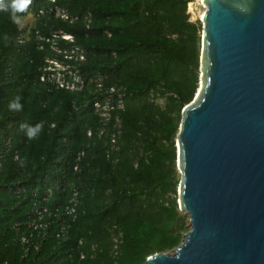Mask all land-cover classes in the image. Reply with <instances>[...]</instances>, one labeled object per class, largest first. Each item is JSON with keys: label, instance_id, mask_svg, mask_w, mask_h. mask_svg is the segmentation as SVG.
I'll use <instances>...</instances> for the list:
<instances>
[{"label": "trees", "instance_id": "16d2710c", "mask_svg": "<svg viewBox=\"0 0 264 264\" xmlns=\"http://www.w3.org/2000/svg\"><path fill=\"white\" fill-rule=\"evenodd\" d=\"M186 1L32 0L19 17L56 5L72 19L46 13L27 28L0 11V264H143L147 255L179 244L188 227L175 202L174 137L180 110L197 88L200 31L199 22L188 20ZM35 30L70 34L72 42H56L84 50L81 78L99 74L105 88H120L115 150L110 128L98 135L92 101L99 92L39 82L44 57L61 56ZM17 95L23 110L12 112L8 103ZM116 99L113 93L110 103ZM21 122H43V132L29 141ZM11 183L23 194L12 193ZM33 188L37 197L50 190L48 208L72 188L78 202L66 238L50 232L37 251L22 256L11 224L24 222ZM113 233L120 234L114 247Z\"/></svg>", "mask_w": 264, "mask_h": 264}, {"label": "water", "instance_id": "95a60500", "mask_svg": "<svg viewBox=\"0 0 264 264\" xmlns=\"http://www.w3.org/2000/svg\"><path fill=\"white\" fill-rule=\"evenodd\" d=\"M197 88L174 137L188 229L143 264H264V0H202Z\"/></svg>", "mask_w": 264, "mask_h": 264}, {"label": "built area", "instance_id": "2783aa9c", "mask_svg": "<svg viewBox=\"0 0 264 264\" xmlns=\"http://www.w3.org/2000/svg\"><path fill=\"white\" fill-rule=\"evenodd\" d=\"M48 1L53 2L54 0ZM189 3L190 0H187L186 5ZM46 13H51L54 17L62 20L72 19L65 9L56 5H49L47 8L40 7L34 17ZM35 36L39 40L47 42L50 49L61 56V58L44 57L38 75L39 82L51 83L55 87L68 90H80L84 85H90L93 91L99 92L98 97L96 96L97 98L92 101L93 111L100 121L98 135L102 134L107 128H110V133L108 135L110 149L115 150V134L119 132L118 128L120 122L116 110L122 107L121 96L123 93L120 91V88L114 86H107L105 88L103 77L99 74H93L86 80L81 78L77 63L84 59V50L77 45H71L68 48H60L57 46V38L72 42V36L70 34L57 30L51 32L49 36H41L35 30ZM22 38V35H20L17 39L18 42H22ZM39 48H41V45H39ZM113 93L117 98L114 105L110 103ZM110 117L112 118V121L110 127H107L110 122ZM89 133V130H87L86 135L88 136ZM81 154V151L78 152L76 158L78 159ZM73 169H76V164L73 165ZM10 190L15 195L23 194L24 191L22 186L16 183L10 184ZM29 194L32 197V201L26 213L24 222L19 223L15 221L11 224V229L16 234V239L21 246L22 256H25L31 250L37 251L42 240H44L50 232L56 238H66L69 222L75 217L76 205L78 202L77 191L74 188L71 189L70 194L65 201L56 203L52 208H48L45 205V202L50 195L49 189L38 197L36 188L31 189ZM21 227H24L25 231ZM80 257H82V254H80Z\"/></svg>", "mask_w": 264, "mask_h": 264}, {"label": "clouds", "instance_id": "9594fccd", "mask_svg": "<svg viewBox=\"0 0 264 264\" xmlns=\"http://www.w3.org/2000/svg\"><path fill=\"white\" fill-rule=\"evenodd\" d=\"M32 0H0V11L8 13L10 19L14 23H19V14L26 12L31 5ZM9 37L5 35V43H7ZM21 97L15 96L8 103V109L12 112H20L23 110V104L20 102ZM20 130L24 133L27 140H35L43 132V122H37L32 125L27 122H21L19 125ZM20 165L23 166V160L19 161Z\"/></svg>", "mask_w": 264, "mask_h": 264}, {"label": "rangeland", "instance_id": "374dc122", "mask_svg": "<svg viewBox=\"0 0 264 264\" xmlns=\"http://www.w3.org/2000/svg\"><path fill=\"white\" fill-rule=\"evenodd\" d=\"M201 1L202 0H190V3L186 5V12L188 13V20L189 21L200 23L201 11H202ZM34 18L35 17H33L32 15H26L23 17H19V23H18L19 27L27 28L29 25H31L34 22ZM199 35H200V31H199ZM197 77H198V74H197ZM162 101H163L162 97H158L157 99H155V102L157 104H161ZM118 119H119V117H118ZM175 169H176V166H175ZM176 172H177V176L179 178V172L177 169H176ZM176 187H177V185H176ZM175 202H176V194H175ZM176 206H177V204H176ZM179 213L183 214L186 217V219L188 220V217L185 213H183L181 211H179ZM186 226L188 227L187 223H186ZM111 229H113V228H110V230ZM119 236H120L119 233H116V234L113 233L112 234L113 247L116 244V242H118ZM182 238H183V236H182Z\"/></svg>", "mask_w": 264, "mask_h": 264}, {"label": "bare ground", "instance_id": "6f19581e", "mask_svg": "<svg viewBox=\"0 0 264 264\" xmlns=\"http://www.w3.org/2000/svg\"><path fill=\"white\" fill-rule=\"evenodd\" d=\"M201 8H202V11H201V16H202V14H203V10H204V8H205V5H204V3L201 1ZM183 212V211H182ZM183 213H185V212H183ZM186 214V213H185Z\"/></svg>", "mask_w": 264, "mask_h": 264}]
</instances>
